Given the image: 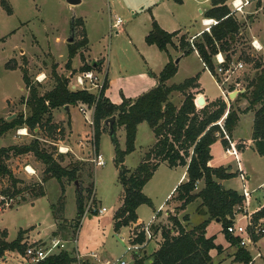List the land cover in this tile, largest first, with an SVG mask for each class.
I'll return each instance as SVG.
<instances>
[{
    "label": "rangeland",
    "instance_id": "1",
    "mask_svg": "<svg viewBox=\"0 0 264 264\" xmlns=\"http://www.w3.org/2000/svg\"><path fill=\"white\" fill-rule=\"evenodd\" d=\"M7 3L13 9L11 14L2 6L0 0V119H7L14 114H16L14 118L18 115L27 117L30 114L26 103L30 89L24 79L25 72L32 85L37 87L39 93L43 95L51 90L56 83L53 75L55 68L58 74L63 76L71 74V71L75 73L80 68L82 61L80 54L87 51V46L75 56L71 69L67 67L70 44L68 38L72 34L74 17H76L75 20L82 17L85 23V26L77 24L75 41L82 40L87 35L90 48L86 53L87 57L103 59L105 61L103 70L110 71L111 80L116 82L118 78L138 77L144 61L142 55L130 44L129 34L138 39V36H141L147 27H150L151 0H82L75 6L69 4L67 0H7ZM258 3L260 9H256ZM118 16L124 21L120 33H117V29L113 27ZM238 19L243 24L244 38L235 46L237 48L235 59L242 60L245 66L236 77L242 84L240 91L244 89L246 91L249 80L260 71L255 67L256 61L264 59V49L258 52L251 45L253 34H259V31L263 30L261 33L264 35V0H256L254 6L246 8L245 14L240 15ZM200 24L199 21L198 25ZM185 36L190 40L193 38V36ZM180 57L181 55L176 57L175 62ZM179 62L178 72L170 80V83H182L196 72H201L202 83L209 95L213 98L222 96V90L218 86L216 77L204 67L198 56L189 54ZM73 65L76 67L75 71ZM104 73L106 72L104 71ZM40 75L42 80L38 81ZM181 96L180 93H177L174 101L179 102ZM235 100L234 97L230 99L231 102ZM243 102L245 100L240 99L236 105L242 106ZM74 110L80 128L86 131L91 129L81 118L82 116L77 114L78 109ZM53 119L54 117L50 124H45L42 128L34 131H30L24 126L11 129L0 137V148L29 143L35 138H39L43 143L42 147L51 152L62 166L67 167L72 163L80 162L79 187L76 186L75 181H70L67 178L63 179L62 186L56 178L46 172V164L33 153L12 156L7 163L13 174L21 180L16 188L23 190L17 195L12 194L14 187L11 178L8 176L0 178V230L6 229L7 239L11 241L17 237L21 229H29L24 235L26 247L29 245L47 247L52 238L61 237L63 240L69 241L65 250L73 251L74 255L76 251L79 252L84 259H88L87 262L98 260L92 257L93 254H98L103 259H116L123 256L129 264H135L137 259L144 258L143 251L146 247L129 250L135 227L133 226L131 229L124 227L120 232H116L114 229V216L122 202L124 188L120 182V168L114 161L115 146L109 132L110 124H107L106 131L102 133L99 143V151L103 154L106 164L96 167L90 161L92 156L86 155L93 149L94 131L88 136V139L84 140L85 143L81 144L82 142L78 141V146L68 135L69 126L63 125L66 120L53 123ZM252 119L253 113L251 112L242 116L239 124L241 136L251 135ZM22 129H27V133H21ZM150 134L151 127L145 122L139 132L135 152L130 154L127 161L124 162L126 168L135 169L142 162ZM82 137L84 136H78L76 140H80ZM73 144L79 150L77 154L79 157L72 151H68V145L73 146ZM122 144L125 146L124 139H122ZM81 146L84 148V155L81 154ZM61 148L66 151L62 153ZM214 148V153L217 156L216 162L231 164L237 170V165L240 162L234 157L227 156L224 159L220 155L224 152L225 147L215 145ZM60 154L65 155L63 160H61ZM241 163L246 173L251 174L252 178H248L247 174L244 176L238 174L237 177L225 181L224 184L226 187L239 188L241 191L244 188L249 192L252 191L253 194L249 197V209L253 210L257 205L255 199L264 190L261 184L264 181V156L258 155L249 148L241 155ZM27 167H29V172L34 170V173H28ZM182 171V167L178 169V172ZM39 185L43 186L45 195L36 198L34 196L36 191L32 189H37ZM81 187L84 188L85 210L91 205L96 208L106 207L107 211L100 213L91 210V214L85 215L84 213L85 216H77V191ZM149 188H152V185ZM197 189H200V183ZM200 202L198 199L190 204L186 211L175 213V208L180 205V202L171 198L169 214H177L180 219L188 214L193 216L192 223H199L204 215L198 211ZM62 203L64 211L60 213ZM144 208H146L145 211ZM141 209V214L144 217H151L153 209H149L148 205ZM156 224L152 225L153 235L155 229L167 224L170 226L171 222L169 220L167 224ZM219 226V224L213 223L209 233L215 232L212 231L214 228L217 231ZM219 237H221V232ZM220 240L223 239L220 238ZM151 247L152 245L147 247L148 253L152 251L153 247ZM259 261L261 262V258ZM0 264L34 263L23 253L7 251L4 255H0Z\"/></svg>",
    "mask_w": 264,
    "mask_h": 264
},
{
    "label": "trees",
    "instance_id": "2",
    "mask_svg": "<svg viewBox=\"0 0 264 264\" xmlns=\"http://www.w3.org/2000/svg\"><path fill=\"white\" fill-rule=\"evenodd\" d=\"M174 1L183 2V0ZM228 1L212 0V6L205 11V17L215 18L219 22L211 27V32L204 31L196 36L194 46L185 35L180 38V48L184 55H189L197 50L213 74H215L214 56L218 52H222L228 61L233 60L237 51L235 46L244 38L243 24L235 15L231 14ZM1 4L8 13H13L7 0H1ZM77 24L84 26L81 19L74 21L75 29ZM177 34L178 32H169L163 29L154 19L152 29L146 36V42L150 45L155 44L161 51H167L168 46L174 44V37ZM87 45V36L69 44L67 62L69 69L72 67L74 57ZM81 56L84 58L83 52ZM99 65L98 61L86 63L80 70L95 69L100 67ZM255 65L260 71L249 80L247 90L240 93L235 101L227 102L221 97L203 107L197 105L196 97L192 92H186L195 85L197 77L187 78L180 84H167V81L174 77L178 71L173 59H170L162 70L158 86L134 100L124 99L121 104H114L105 96V90L108 87L107 76L102 91L97 95L88 90H72L69 87L68 77L58 74L55 68L53 75L56 83L51 90L42 95L38 88L32 85L25 72L24 79L30 89V95L26 100L30 114L27 117L18 115L12 120L0 119V137L11 129L23 126L30 131H34L37 127L42 128L45 124L51 123L55 109L81 104L90 108L94 107V137L99 150L101 135L107 128L105 122L114 116L116 120L110 126L109 132L115 146L114 161L120 168V182L124 188L122 204L114 216L115 231L120 232L123 227L137 224L139 206L143 204L152 206V200L144 193V187L163 161H166L170 167L179 165L187 167V179L177 186L171 197L180 202V205L175 208V213L187 209L190 204L200 199L198 211L208 215V218L201 223L188 228V224L183 223L189 221L188 214H185L183 219H180L177 214H169L171 225L161 227L163 242L160 247L150 256L144 255V258L137 259L135 264H213L211 250L217 249L220 252L222 246L216 244L215 236L208 237L206 235V228L212 220L219 218L226 237L232 240L233 244L238 245L239 239L228 233L227 226L232 221L235 207L244 200L242 193L234 189H226L218 181L219 179H231L238 173L229 172L228 167H213L209 164L213 158L211 147L218 137L222 138L225 147L228 145L218 122L223 119L224 129L233 138V132L238 125L240 115L253 110L255 117L252 139L257 153L264 156V59L256 61ZM174 91L185 93V99L180 107L170 99ZM240 99L248 100L246 108L242 109L236 105ZM142 122H147L153 129L157 141L145 153L142 162L135 169H128L124 165L125 158L136 149L138 125ZM120 126H124L126 130L124 149L121 148L117 136ZM245 143L244 140L236 142L239 148ZM42 145L41 140L35 138L29 143L0 148V178L7 176L11 178L14 187L12 194L17 195L23 190L16 188L21 180L13 174L7 163L12 156L33 153L46 164V172L56 178L62 186L64 178L70 181L81 179V175H79L80 162L72 163L67 167L62 166L54 155ZM64 157L65 155L60 154L61 160ZM201 181L204 185L198 190L197 187ZM37 189H32L36 191L34 195L36 198L45 195L42 185H39ZM83 190L84 188L81 187L77 191V216L79 217L85 213ZM61 211H64L63 203L60 213H62ZM255 217H264V206L255 213ZM143 226L144 224L135 226L133 231L136 236L131 240L133 245L143 244L146 241ZM28 231L29 229H21L17 237L10 241L7 239V230H0V255H4L7 251H18L25 254L27 247L24 243V235ZM237 259L242 260L244 264H251L252 255L247 249L240 247ZM76 261V254L74 255L73 251L61 250L37 264H76Z\"/></svg>",
    "mask_w": 264,
    "mask_h": 264
},
{
    "label": "crops",
    "instance_id": "3",
    "mask_svg": "<svg viewBox=\"0 0 264 264\" xmlns=\"http://www.w3.org/2000/svg\"><path fill=\"white\" fill-rule=\"evenodd\" d=\"M250 1H251L250 4L245 7V11H246V8H250V7L254 6L256 0H250ZM229 3H230V0L227 2V4H229ZM150 5H151L150 6V13H151V18H152L150 27H147V29L145 31H143L142 35L138 36V39H136L134 36L129 34L130 44L133 45L135 47L136 51L142 55V59L144 61L143 66L140 67L138 77L131 78V79L127 78V77L118 78V80L116 82L111 80L110 79V71L103 70L104 69V62H105L103 59L102 60H101V58L91 59L90 57H87L86 53L90 49L88 47L89 46V39H88L87 51L84 52V54H83L84 58L80 54L81 59H82V61L80 63V65H81L80 68L83 65H85L86 63H92L93 61H99L100 62V65H99L100 67H97L96 70L106 72L105 74L108 78V87L105 90V96L107 98H109V100L114 104H121L124 99L134 100V99L138 98L139 96L143 95L144 93H147L150 90H152L153 88H155L156 86H158L159 81H160L159 80L160 74H161L162 70L164 69V67L166 66V64L170 61V59H173V61L175 62L176 57L181 55L180 58L182 60V58L186 56V55H184L183 50L180 48V38L183 35H187L189 37L199 36L203 32L205 26L203 25L202 20L204 18H207V17H205V11L209 7L212 6V0H183L182 3H177L174 0H151ZM256 6H257V4H256ZM259 6L260 5L258 3V6L256 7V9H260ZM78 19H81L84 23V19L82 17L78 18ZM154 19L160 24V26L163 29H165L169 32H178L177 36L174 37V44L169 45L167 51H161L155 44L150 45L146 42V36L148 35L150 30L152 29V23H153ZM199 21L201 23L200 25H198ZM122 25L120 26L119 31L122 29ZM119 31H117V33H120ZM262 31L263 30L259 31V34H253L252 36L259 39V41L264 45V35L261 33ZM190 54L198 56V58L203 63V60L201 59L199 53L196 50ZM181 60H179V61H181ZM179 63L180 62L176 63L177 68H178ZM75 68L76 67L73 65L74 71H75ZM80 68L76 72L81 71ZM71 72H73V71H71ZM191 77H197V81L193 87H191L189 90L186 91L187 93L192 92L195 95V97H199L201 95L204 96L205 100H206L205 105L209 102H212V101H215L216 99H218V98H213L209 95L206 87L202 83L201 72H196ZM191 77H189V78H191ZM172 78L167 81L168 85L180 84V83H170V80H172ZM241 91L245 92V89L241 90ZM177 93H180V95H182L181 96L182 98L179 102L174 101L175 97L177 96ZM221 97L225 99L223 93H222ZM170 99L173 103H175V105L180 107L182 102L185 99V93L181 92V91H174L171 94ZM244 100H245V102H243V105H242L244 107L240 106L242 109H244L248 106V100L247 99H244ZM81 107L85 108L87 116H89V117L94 116V109L93 108H90L86 105L82 106L81 104L75 105V106L69 105L67 108L63 107V108L55 109L53 111V117H54L53 123H59V121H65L66 120L65 124H63V125L69 126L70 132L68 135L71 138V140L73 141V143H75V144H78V141L82 142L81 144L85 143L84 140L88 139V136L94 131L93 125H91L86 120L85 114H83V112L81 111ZM199 107H202V106H199ZM74 109H78L77 114L82 116L81 118H83L86 121V123L89 125V127L91 129L86 131V130H82V128H80V126L76 120V112ZM249 112L253 113V119L252 120L254 122V117H255L254 111L249 110L248 112H244L240 115V120L238 122V125L233 132L234 141L239 142V140H244L246 142L244 145L240 146L241 155L244 153L245 150H247L249 148L253 149L257 153V151L254 147L253 139H252L253 122H252L251 135H249L247 137H243L239 134V124L241 122L242 116L245 115L246 113L248 114ZM144 123L145 122H142L138 125L136 141L138 140L140 130L142 129V127H144ZM38 129H40V128H37L35 130H38ZM143 129L146 130V128H143ZM81 134H83V135H81ZM78 136H84V137H82V139H80V140H76L78 138ZM117 136L119 138L121 148L124 149L126 146V130H125L124 126L118 127ZM122 139L125 140V146H123V144H122ZM156 141H157V138L155 136L153 129L151 128L150 139H149L148 143H146V146H145V148H146L145 153L149 150V148H151L156 143ZM75 144H73V146L68 145L69 146V152L72 151L75 155H77L79 150L77 149ZM215 145H222L223 147H225L223 145L222 138L220 136L218 137V140L211 147V153L213 156V158L209 162V164L211 166H213V167H218V166L228 167L229 172H237L239 174V176H244L245 174H247L248 178H250V179L252 178V175L246 173V170H244L241 161L237 165V167H238L237 170H235L231 164L228 165L227 163L216 162L217 156H216V153H214ZM78 146H79V144H78ZM85 146H86V144H85ZM80 148H81V154L84 155L85 154L83 152L84 148H82V146ZM86 155H89V151ZM129 155L126 156L125 162L127 161V157ZM220 155L224 159H226L227 156L231 157L225 153V150H224V152H222V154L220 153ZM114 156H115V154H114ZM71 157H74V156L71 155ZM181 167L183 168V171L178 172V169ZM186 179H187V167L186 166L179 165L176 167H170L166 161L161 162L159 164L158 168L156 169L153 177L150 179V181L144 187V193L147 196H149L152 200V206L148 205L149 209H151V210L153 209L152 215H151V217H144L141 214V210L143 209V208L141 209V207L147 206V204H143V205L139 206V208L137 209V214H138L137 224H145L149 221H152L153 224H155V225H157L156 223H163V224L169 223L168 217H169V209H170V204H171V197H172L175 189L177 188V186L181 182L185 181ZM228 180H230V179H219L218 181L224 188L234 189V190H237L238 192H240L242 194H243L244 190H247L244 188V190L241 191L239 188L226 187L224 183H225V181H228ZM261 184L264 188V181ZM150 185H152V188H149ZM203 185H204L203 181H201L200 182V188H202ZM252 194H253V192L251 191V195ZM249 197L247 198L248 207H249ZM255 202L257 204L255 209L250 210L251 212H254V213L258 212L261 209V207L264 206V190L262 191V194L258 198L255 199ZM200 203L198 204V206L200 205ZM121 204H120V206H121ZM145 210H146V208H144V211ZM183 211H186V209ZM202 216H203V219L201 221H199V223H201L202 221H204L205 219L208 218L207 215H202ZM190 218H191V220H189L188 222H185V221L183 222L185 225L188 224V228H192L193 226L199 224V223H192L193 222V220H192L193 216H190ZM213 223L219 224L220 225L219 229L216 231V229L214 228L212 231H215V232L209 233V229ZM137 224H134V225L131 224L128 228L131 229V227H133V226L135 227ZM164 226H169V225L167 224ZM220 232H221V237H219ZM206 235L208 237L215 236L216 237V239H215L216 244L222 246V250L220 252L217 249L211 250V256L213 258V264H244V262L242 260L237 259V252L240 249L239 245L233 244L232 240H230L226 237L225 233L222 230V226H221L220 222H217L216 220H212L206 228ZM153 237L155 239L152 238V239L147 241V243L145 245L146 247L144 248V251H143L144 255L150 256L162 244L163 237L161 234V227L154 231ZM220 238H222L223 240H220ZM149 245L150 246L152 245V247H153V248L151 247L152 251L150 253H148L149 251L146 250ZM247 250L252 255V264H264V235L260 239L257 240L256 245L254 247H250ZM258 253H260V256H258ZM99 258L101 260H108V259H103L102 257H99ZM260 258H261V262L259 261ZM94 262H97V261H94ZM150 262H151V260H150Z\"/></svg>",
    "mask_w": 264,
    "mask_h": 264
},
{
    "label": "built area",
    "instance_id": "4",
    "mask_svg": "<svg viewBox=\"0 0 264 264\" xmlns=\"http://www.w3.org/2000/svg\"><path fill=\"white\" fill-rule=\"evenodd\" d=\"M250 4V0H230L228 4L231 10V14L235 15L237 18L245 14V7ZM219 20L215 18H204L202 20L204 27V31L211 32V27L218 24ZM124 23L123 19L118 16L113 23V27L119 31L120 26ZM196 36H193L191 39V43L194 46V39ZM251 45L255 51H262L264 49V45L257 39L253 37L251 40ZM197 51V50H196ZM198 52V51H197ZM214 63H215V74H213L216 79L218 86L221 88L222 93L225 97L227 102H230V94L232 90H239L242 87L241 81L238 80L236 75L244 68L245 64L240 59H233L228 61L225 55L222 52H218L214 56ZM204 67L208 70L209 67L203 62ZM211 71V70H210ZM71 74L67 75L69 79V87L72 90H88L94 92L95 94H100L104 87L106 74L104 72L97 71L95 69L79 71L76 73L70 72ZM41 75L38 76V81H41ZM233 86V87H232ZM197 103V102H196ZM198 105V104H197ZM199 106V105H198ZM94 109V107H93ZM81 111L85 114L86 120L91 124L94 125V118L89 117L86 115V110L84 107H81ZM226 116V115H225ZM223 119L218 123L221 125L224 137L228 141V145L225 147V153L231 157H234L238 162L241 161V150L237 146L236 141L229 136L227 131L223 127ZM62 153L66 150L60 149ZM69 151V149H68ZM89 155L92 157L90 161L95 164L96 167L104 166L106 164L105 158L103 154L97 149L95 137H93V149L89 151ZM29 170V167L26 168ZM33 170V169H32ZM28 173H34L29 172ZM251 195V192L248 190H244L243 196L244 200L241 204L237 205L234 209V213L232 216L231 223L227 226L228 233L234 237L239 239V247L244 249H249L250 247H254L257 242V238L264 235V217L256 218L255 213L251 212L248 204L247 198ZM94 197V194H93ZM91 210L93 212H100L104 213L107 211L106 207L96 208L89 205L85 210V215L91 214ZM84 215V216H85ZM152 225L153 222L149 221L144 224L143 229L146 235V241L143 244H135L131 243V248L129 250H137L143 249L146 245L147 241L152 239L153 232H152ZM136 234L134 233L131 237L135 238ZM69 241L63 240L61 237H54L51 239L50 244L47 247H42L38 245H29L26 248L25 256L31 260L32 263L37 264L40 261L46 259L48 256L57 253L58 251L65 250L67 248V243ZM260 256V253H258ZM93 258L98 260H89L84 259L83 256L76 251V264H129L128 260L121 256L116 259H108V260H101L98 254H93ZM97 261V262H94ZM252 264V261L250 262Z\"/></svg>",
    "mask_w": 264,
    "mask_h": 264
},
{
    "label": "water",
    "instance_id": "5",
    "mask_svg": "<svg viewBox=\"0 0 264 264\" xmlns=\"http://www.w3.org/2000/svg\"><path fill=\"white\" fill-rule=\"evenodd\" d=\"M67 1H68L69 4L75 6V5H78L79 3H81L82 0H67ZM75 18H76V17L73 18V22H72V23H74ZM75 35H76V31H75V26L73 25V26H72V34H71V36L68 38V42H69V43H73V42H75ZM179 60H180V58H178V59L176 60V63H178ZM242 92H244V91L235 90V91H233V92L230 94V98H233V97L236 98V97H237L240 93H242ZM196 102H197V104H198L199 106H202V107H203V106L205 105V103H206L205 97L202 96V95L199 96V97L197 98ZM67 107H68V106H66V108H67ZM15 115H16V114H14V115H12V116H9V117L7 118V120H11V119H13V118L15 117ZM115 120H116V118L113 116V117H111L110 119L106 120L105 123H106V124L109 123L110 126H112L113 123L115 122ZM75 184H76V186L79 187V181H78V180H75ZM216 221H217V222H220V219L217 218Z\"/></svg>",
    "mask_w": 264,
    "mask_h": 264
},
{
    "label": "bare ground",
    "instance_id": "6",
    "mask_svg": "<svg viewBox=\"0 0 264 264\" xmlns=\"http://www.w3.org/2000/svg\"><path fill=\"white\" fill-rule=\"evenodd\" d=\"M21 133L26 134L27 133V130L26 129H22V132Z\"/></svg>",
    "mask_w": 264,
    "mask_h": 264
}]
</instances>
